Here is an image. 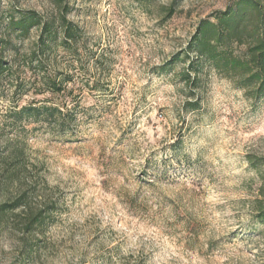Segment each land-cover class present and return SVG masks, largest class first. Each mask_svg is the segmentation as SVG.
Returning a JSON list of instances; mask_svg holds the SVG:
<instances>
[{
	"label": "rangeland",
	"instance_id": "obj_1",
	"mask_svg": "<svg viewBox=\"0 0 264 264\" xmlns=\"http://www.w3.org/2000/svg\"><path fill=\"white\" fill-rule=\"evenodd\" d=\"M235 1L0 0V205L30 206L0 214V264H264V98L205 58L183 81L200 22ZM33 13L52 30L31 60L42 28L10 24Z\"/></svg>",
	"mask_w": 264,
	"mask_h": 264
},
{
	"label": "trees",
	"instance_id": "obj_2",
	"mask_svg": "<svg viewBox=\"0 0 264 264\" xmlns=\"http://www.w3.org/2000/svg\"><path fill=\"white\" fill-rule=\"evenodd\" d=\"M15 32L22 36L30 33L34 27H41V34L36 43V49L30 54L32 60L38 54H44L49 49V41L52 27L49 22H43L37 14L33 13L22 17L20 20L10 24ZM72 24L65 15L60 17L58 28L62 31L65 42L70 41L72 35ZM247 41L248 49L245 58H238L229 54L226 47L230 43H244ZM193 49L198 54L196 62L191 63L189 69L183 74V81H192V71L195 73V65L199 59L211 61L224 72L241 75L243 77L242 87L249 90L255 99L264 98V0H236L226 11L216 16L214 21L203 20L200 22L197 33L194 37ZM12 68H9L11 70ZM0 70L5 71L0 61ZM50 92L60 93V88L53 81L49 85ZM188 106L195 108V102L188 103ZM27 119H35L46 122L60 123L63 113L60 109L51 106H39L33 103L23 107L19 111ZM254 163V162H252ZM19 171V167H14L9 175L13 178ZM11 183H13L11 181ZM28 194L21 193L15 200L4 202L0 205V214L7 215L17 210L26 212L28 209ZM28 214V212H27ZM23 226V233L30 234L44 223L43 209L27 215ZM257 219L264 224V206L259 208Z\"/></svg>",
	"mask_w": 264,
	"mask_h": 264
}]
</instances>
